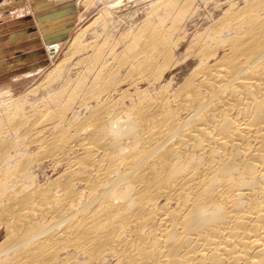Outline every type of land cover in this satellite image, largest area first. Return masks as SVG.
<instances>
[{
	"label": "bare ground",
	"instance_id": "bare-ground-1",
	"mask_svg": "<svg viewBox=\"0 0 264 264\" xmlns=\"http://www.w3.org/2000/svg\"><path fill=\"white\" fill-rule=\"evenodd\" d=\"M242 3L189 44L173 90L154 85L180 27L151 23L112 47L73 40L84 72L55 91L58 64L29 110L0 101V264H264V0ZM44 161L63 171L40 183Z\"/></svg>",
	"mask_w": 264,
	"mask_h": 264
},
{
	"label": "rangeland",
	"instance_id": "rangeland-1",
	"mask_svg": "<svg viewBox=\"0 0 264 264\" xmlns=\"http://www.w3.org/2000/svg\"><path fill=\"white\" fill-rule=\"evenodd\" d=\"M164 1L0 0V101H4L2 102L3 104L5 103V100H9V98L17 99V97L21 98L25 96L26 103H24V107L25 110H29L32 104L34 105L39 103L40 98L46 96V91H44L45 89L43 88L46 86L48 75L53 74V76H57L58 73L62 74L58 79L59 81H54V85L51 84L56 88V90L53 87L52 89L57 91L59 88H61L62 83H64L63 79L65 76L68 77V79L73 80L74 78L76 79L77 76H80L79 73L84 72V66L77 67L74 65L79 57L82 56V54L78 52L75 53V51H73L75 50L72 49L75 47L73 40L77 39V45L79 46H83V44L86 45L83 47L91 45V48L93 49L95 46L99 47L101 45L104 47H112L113 43H115V40L116 42L121 38L130 40L135 35H141L142 31L143 33L147 32V30H149L148 26L150 28L151 23V28H157L156 25L159 27L157 29H160V26L161 28L162 26H165V28L167 27L166 29L162 28L163 31L169 30L168 28L170 25L180 27L179 29L175 30L176 32L174 30H170L172 33H170V35H172V40L175 38L176 40L177 38L179 39V48H177L173 57V61L175 63H171L172 65L169 66V69L167 68L164 76L160 79L158 84L154 85L155 88H158L160 84L168 82L169 80L171 83L170 87L173 90L190 73L192 68L195 67L194 65H196V59L191 55L187 56L188 58L184 57L187 54L185 52L186 50L187 52L194 50L193 48L189 49L188 46H190L196 40V38L198 39L199 34L204 33V31L213 24V18L220 16L219 13L226 9L228 1L229 3L231 2L235 3L236 5H242L243 0H187L189 1V6H191L188 7L190 10L187 8L188 11H186L187 9H180V5L182 4L180 2L184 0H179V2H176L178 0H172L177 5L173 4L171 0ZM191 1L193 2L191 3ZM168 2L169 4H173H170L172 7L167 5ZM161 7H163V9H167L168 11H164ZM104 10H107V12L110 14L106 13ZM184 11L186 15L183 14ZM164 13L166 16H162L165 15ZM179 13L181 17L178 16ZM182 14L185 17H183ZM167 16L169 17L167 18L168 20L164 19ZM160 21L162 24L164 23V25H162ZM173 21L177 23H174ZM83 33L85 35H82ZM161 33H163L162 30ZM121 40L119 42H121ZM120 47H122L121 43H119V46L116 45L115 50H117V52L121 51ZM90 49H88V52L91 53L93 49L91 51ZM183 57L185 59L182 61ZM58 64H60L58 73H53L52 70H54ZM79 67L82 71L79 69ZM66 72L70 74L67 75ZM138 86L139 88L143 89L147 87L148 84L143 82ZM121 87L122 89H126L128 88V85L124 84ZM2 104H0V109H2ZM2 111L3 110H0V116L2 115ZM2 128L4 129V127H1V129ZM8 132L9 131L5 133L6 137L1 139H7V137L9 138L10 132ZM29 149L30 152L32 151L31 153L35 151V148ZM62 171L63 166H57V168H53V165L50 161H44L39 167L35 169V175L38 182L40 181V183H42L49 179V177L52 178ZM3 236L4 227L0 225V241L3 239Z\"/></svg>",
	"mask_w": 264,
	"mask_h": 264
}]
</instances>
